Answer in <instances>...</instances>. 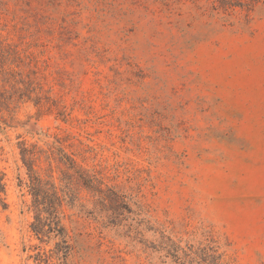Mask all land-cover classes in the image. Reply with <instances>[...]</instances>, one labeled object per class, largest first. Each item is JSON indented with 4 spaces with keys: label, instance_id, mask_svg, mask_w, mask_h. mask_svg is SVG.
Returning <instances> with one entry per match:
<instances>
[{
    "label": "rangeland",
    "instance_id": "374dc122",
    "mask_svg": "<svg viewBox=\"0 0 264 264\" xmlns=\"http://www.w3.org/2000/svg\"><path fill=\"white\" fill-rule=\"evenodd\" d=\"M23 147L66 264H264V0H0V264H60Z\"/></svg>",
    "mask_w": 264,
    "mask_h": 264
},
{
    "label": "trees",
    "instance_id": "16d2710c",
    "mask_svg": "<svg viewBox=\"0 0 264 264\" xmlns=\"http://www.w3.org/2000/svg\"><path fill=\"white\" fill-rule=\"evenodd\" d=\"M226 1V0H224ZM257 1V0H253ZM228 2L227 4H229ZM232 4V3H231ZM241 4V3H240ZM21 154L23 160L30 172V192L33 196L34 221L31 223V229L41 242L48 243L55 240V249L60 264H66L71 250V244L68 240V234L62 223L60 216L63 206L61 197L57 194V187L44 189L36 175L34 167L31 164L30 154H33L26 147L22 148ZM185 252L184 258L176 255V262L180 264H223L221 256L213 246L204 248L201 253L197 251Z\"/></svg>",
    "mask_w": 264,
    "mask_h": 264
}]
</instances>
